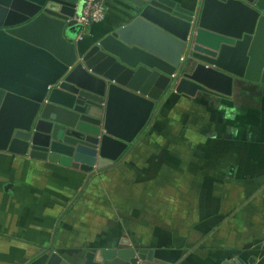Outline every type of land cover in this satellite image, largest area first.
Wrapping results in <instances>:
<instances>
[{
  "label": "crops",
  "instance_id": "obj_1",
  "mask_svg": "<svg viewBox=\"0 0 264 264\" xmlns=\"http://www.w3.org/2000/svg\"><path fill=\"white\" fill-rule=\"evenodd\" d=\"M105 4L106 20L84 33L81 50L135 17L126 0ZM86 180L0 152V264H47L53 252L77 264L123 238L153 250V264H264V85L238 80L230 99L167 92L127 155L84 191ZM100 204L119 218L108 221Z\"/></svg>",
  "mask_w": 264,
  "mask_h": 264
},
{
  "label": "water",
  "instance_id": "obj_2",
  "mask_svg": "<svg viewBox=\"0 0 264 264\" xmlns=\"http://www.w3.org/2000/svg\"><path fill=\"white\" fill-rule=\"evenodd\" d=\"M126 1L134 19L81 50L83 0H0V152L81 171L87 185L127 155L167 92L230 99L238 80L264 85V0ZM154 257L123 238L77 264ZM47 264L72 263L53 252Z\"/></svg>",
  "mask_w": 264,
  "mask_h": 264
},
{
  "label": "built area",
  "instance_id": "obj_3",
  "mask_svg": "<svg viewBox=\"0 0 264 264\" xmlns=\"http://www.w3.org/2000/svg\"><path fill=\"white\" fill-rule=\"evenodd\" d=\"M107 7L105 0H83L81 14L75 17L77 26L81 28L78 40L82 41L84 33L106 20Z\"/></svg>",
  "mask_w": 264,
  "mask_h": 264
},
{
  "label": "rangeland",
  "instance_id": "obj_4",
  "mask_svg": "<svg viewBox=\"0 0 264 264\" xmlns=\"http://www.w3.org/2000/svg\"><path fill=\"white\" fill-rule=\"evenodd\" d=\"M108 168H111V167H108ZM108 168H105L104 170H106V169H108ZM192 169V171L195 169V166L194 167H191ZM103 170V171H104ZM99 173V172H98ZM88 185V184H87ZM84 186V191H87L88 190V186ZM128 188H130V186L128 185L127 186ZM111 191H113V190H111ZM111 191L110 192H107V193H104V191H103V195L107 198V199H109V197H110V195H111ZM81 194H78V196L76 197V199H75V201H77V198L80 196ZM114 195V193H112V196ZM129 198H130V194H129ZM79 199V198H78ZM91 199H93V198H91ZM75 201L74 202H72V203H75ZM101 206H102V211H105V213H106V216L108 217V221L113 217V216H120V214H115L113 211L114 210H118V208H113V209H110L109 207H105L104 205H102V204H100ZM93 213H95V214H98L99 213V211L98 210H95V211H93ZM117 213H119V212H117ZM125 214V213H124ZM125 215H127V214H125ZM90 217V219H91V221H92V217L91 216H89ZM119 218V217H118ZM123 219H129L128 217H123ZM255 220H258V218L256 217V218H254V220L253 221H255ZM93 222V221H92ZM118 225H121L120 224V222H118Z\"/></svg>",
  "mask_w": 264,
  "mask_h": 264
}]
</instances>
